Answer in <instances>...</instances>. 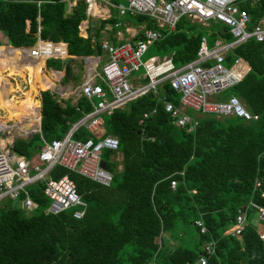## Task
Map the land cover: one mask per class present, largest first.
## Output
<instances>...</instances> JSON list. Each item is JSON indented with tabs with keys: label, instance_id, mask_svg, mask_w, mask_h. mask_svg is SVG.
Masks as SVG:
<instances>
[{
	"label": "trees",
	"instance_id": "obj_1",
	"mask_svg": "<svg viewBox=\"0 0 264 264\" xmlns=\"http://www.w3.org/2000/svg\"><path fill=\"white\" fill-rule=\"evenodd\" d=\"M64 2H74L70 13L63 14ZM238 8L247 12L250 25L264 17V0L255 5L240 2ZM85 10L84 0H0V32L12 48L33 46L38 34L41 41L66 44L69 56H99V46L92 44L89 36L78 35ZM123 20L156 30L152 20L143 16ZM117 21L113 11V18L98 21V29ZM219 30L223 35L219 36ZM203 36L209 46L216 38L231 40L227 29L219 24L210 22L204 28L182 17L173 32H162V38L147 51L159 57L172 53L173 65L180 67L195 58ZM13 51L0 47V58L2 52L5 58L0 65H6ZM235 57L245 61L249 71L221 95L223 99L238 98L256 120L236 122L232 117L199 115L194 130L186 132L170 124L160 102L150 95L126 103L103 116L104 135L118 141L116 152L101 153L112 175L109 187L61 167L50 172L52 179L66 175L73 182L84 204L78 219L73 217L75 209L43 214L48 200L42 195V183L27 188L37 204L28 215L8 200L1 201L0 264H145L150 260L155 264H192L200 256L206 257V264H264V239L258 238L255 228L246 224L239 237L223 235L238 208L249 201L264 207V197L253 189L254 180L260 179V190H264V41L249 40L235 47L228 52L227 61ZM46 66L58 70L60 64L48 61ZM7 69L16 74V68ZM17 69L19 76L26 71ZM27 74L31 92L23 96L26 104L22 110L16 108L17 100L6 99L11 86L6 92L0 91V106L7 110L8 120L25 115L32 106L33 93L40 89V74ZM66 76H71L69 70ZM5 77L0 80L7 83ZM160 95L178 106V94L168 82L161 85ZM39 103L40 133L11 144L12 152L24 158L36 153L42 141L62 138L82 114L90 111L81 98L75 105L68 100L61 106L49 91L40 92ZM151 109L155 113L139 124L141 115ZM72 137L85 140L89 135L78 128ZM114 153L121 155L120 171L108 161ZM171 180L176 181L173 190L169 188ZM197 220L205 228L203 234L194 225ZM259 231L264 235V226ZM168 240H174L175 245L168 246ZM209 242L214 243L213 253L205 256L203 248Z\"/></svg>",
	"mask_w": 264,
	"mask_h": 264
},
{
	"label": "built area",
	"instance_id": "obj_2",
	"mask_svg": "<svg viewBox=\"0 0 264 264\" xmlns=\"http://www.w3.org/2000/svg\"><path fill=\"white\" fill-rule=\"evenodd\" d=\"M245 1L255 5L261 0ZM84 2L86 14L89 13L90 4L99 3L114 9L117 18L120 19L125 16L146 17L152 20L156 30L143 28L139 38L134 42L112 44L102 41L98 44L102 54L107 58L100 65V84L85 82L80 85L75 95L71 96L74 101L72 105L81 98L89 104L90 111L82 114L62 138L50 142L42 141L40 149L30 158L14 154L11 144L14 135L28 138L40 133V103L35 100L36 96L31 98L32 106L25 115L17 119H7L0 124V202L8 200L11 204L14 203V207L22 210L25 215L37 209V204L30 199L27 188L42 183V195L48 200L43 214L58 215L66 210L75 209L73 217L78 219L82 216L83 212L80 210L84 204L77 195L73 182L66 175L52 179L49 174L55 167H61L98 186L109 187L112 175L100 167L101 153L104 150L116 152L118 141L114 137L104 135L103 116L142 96L150 95L160 102L170 124L175 128H184L186 132L194 130L197 125L196 117L199 115H211L215 118L232 117L245 122L257 119V116L247 112L237 98L230 96L223 101L218 99L224 91L240 83L249 71L246 62L239 57L227 61L228 52L249 40L257 43L264 41V17L250 25L247 12L238 8L239 0H119L116 4L112 3V0ZM182 17L202 27H207L210 22L219 24L227 29L231 40L225 42L221 38H216L212 46L208 47L206 38L201 37L195 58L180 67L173 65L172 53L142 61L141 58L147 49L162 38V32L166 34L173 32L176 23ZM117 26L118 24H114V27ZM78 30L83 33L85 31L81 26H78ZM219 33L221 36L224 32L219 30ZM90 40L93 41L92 38ZM36 41L30 47L9 48L18 51L17 58L12 61L14 66H29L33 60H42L45 64L67 57L66 44L41 41L38 38ZM58 46L59 50L55 51ZM225 63H228V66H225ZM7 70L6 65H0L1 78ZM10 79L11 76L5 77L7 84ZM164 82H168L172 91L178 94V106H174L160 95V88ZM7 84L1 79L0 90H4ZM49 89L58 90L57 85ZM22 94L24 93L18 94L13 91L6 95V99L20 100L19 95ZM57 94L61 98V94L59 92ZM76 110L78 111L77 107ZM186 111H190L192 115H188ZM5 113L7 115V110L1 108L0 114ZM154 113L155 109L143 113L138 123L142 124L143 120ZM78 128L84 129L89 137L85 140L74 139L72 135ZM179 175L182 176V173ZM175 185V180L169 182L171 190ZM260 187L261 180L255 179L253 189L259 191V197L263 198L264 190H260ZM254 212L257 213V225L264 226V207L249 201L238 208L234 221L223 235L239 237L245 225L249 224L251 216L248 213ZM194 225L199 229V233L205 232L201 221H195ZM257 234L260 240L264 239L260 231H257ZM213 247V242L204 246L205 256L213 253ZM206 260V257L200 256L192 264H206ZM145 264L155 263L150 260Z\"/></svg>",
	"mask_w": 264,
	"mask_h": 264
},
{
	"label": "crops",
	"instance_id": "obj_3",
	"mask_svg": "<svg viewBox=\"0 0 264 264\" xmlns=\"http://www.w3.org/2000/svg\"><path fill=\"white\" fill-rule=\"evenodd\" d=\"M240 2H247V1L240 0L239 3ZM67 4H68L67 13L68 12L70 13V8L74 5V2L71 4L70 3H67ZM88 11H89V13L88 14L85 13V18L79 25V27L81 26V29H84L85 31L83 33L82 31L78 30V35L81 38H85V37L89 36L90 38L93 39L92 44L96 43L98 45L102 41H107V42L112 43V44L119 43V42H134L139 38L142 29L145 28L143 25H135L134 26V25L130 24L129 22L123 20V19L117 18L118 21L114 23V24H118L117 27H114V24L113 25L105 24V25H103V27L101 29H98L99 25L98 24L95 25L94 22L97 21V23H98V21L110 20L111 18H113V11L115 13H116V11L112 8H108V7H106L102 4H99V3L90 4L88 7ZM204 28H206V27H204ZM25 32H27V25L25 26ZM0 35H2L6 41L5 36L1 32H0ZM35 35H37V38H38V34H35ZM203 37H205V36H203ZM37 38H36V40H37ZM206 41H207V38H206ZM207 45H208V42H207ZM211 46L208 45V47H211ZM1 47H4V48L6 47L8 49L9 48L18 49V48H12V47L8 46L7 44L4 46H1ZM58 47H60V46H58ZM24 53H26V51H24ZM17 56H18V51L15 50L11 54H9L7 62H6L7 68H16L15 69L16 74H14V75H19L20 71L17 68L25 69L29 74H31L32 77H35L39 73L41 76V78L39 80L40 89H49V87H52L53 85H57V89H58L57 91H55V90L54 91L43 90V91L53 92L55 94V97H56V95L58 97H60L57 94V92H59L61 94V96L70 98L69 102L71 105L74 102L71 99V96L75 95V93L77 92V90L81 84H83L85 82H94V83L100 84L99 70L97 71L95 68L97 67V65H99V69H100V65L102 63H104L107 59L106 55L102 54V52L99 56H88V57L71 56L73 59L68 64V70L70 71L71 76H66L67 73L64 75L63 72L61 71L60 67L58 70L48 68L46 66V63L44 64L42 62V60H39V61L33 60L29 66L16 67L12 64L13 63L12 61L15 60L17 58ZM67 56H69V55H67ZM153 57H159V56H153ZM26 59H28V58L26 57ZM28 60H30V59H28ZM61 60L58 61L59 64H60ZM80 61L83 63L82 64L83 66H82V69L77 74V68L75 67L74 62L79 63ZM41 63H42V67H41ZM39 64H40V69L36 70V67ZM68 70H67V72H68ZM26 71H24L22 73V76H20V77H22V79H23L22 81L24 83V88H26V90H28V91L25 90L26 92L24 91L23 92L24 94L19 95V96H21V99L17 100L18 102L16 104V108L18 110H22L26 104V98H24L23 96L27 95L31 92L30 83H29L30 78L28 77V74ZM7 72H9V71L7 70ZM7 74L8 73H5L4 76H6ZM12 81L14 84H12L11 81H9V83L8 84L6 83V84L8 85V87L12 85V87H11L12 91L11 92H13V91L18 92L19 91V85L16 83L15 80H12ZM43 91L36 92V94L38 96V99L36 98L37 101H39L40 92H43ZM33 96H35L34 93H33ZM8 99H10V98H8ZM60 99H62L64 101H68V100H65L64 98H60ZM12 100H14V99H12ZM64 101H61V104H60V101H58L56 99V102L59 103L61 106H63ZM29 122L31 123L33 121H29ZM3 123H4V121H1V124H3Z\"/></svg>",
	"mask_w": 264,
	"mask_h": 264
},
{
	"label": "rangeland",
	"instance_id": "obj_4",
	"mask_svg": "<svg viewBox=\"0 0 264 264\" xmlns=\"http://www.w3.org/2000/svg\"><path fill=\"white\" fill-rule=\"evenodd\" d=\"M71 3H73V2H70V4ZM129 16H125V17H123V18H128ZM123 18H121V19H123ZM95 21V20H94ZM125 23V22H124ZM94 24L95 25H97L98 23H97V21H95L94 22ZM221 26V25H220ZM4 45H6V41H5V39L3 38V36L2 35H0V47L1 46H4ZM6 51H8V50H6ZM153 55H154V53H151L149 50L146 52V54L145 55H143V57L141 58V60L142 61H144V60H146L147 58H150V57H153ZM5 58L3 57V52L1 53V58H0V61H2V60H4ZM75 63V67L77 68V74L79 73V71L82 69V62L80 61L79 63L78 62H74ZM225 66H228V63H225L224 64ZM41 67H42V63H41ZM97 71L99 70V65H97V67L95 68ZM9 71V70H8ZM6 73H8L6 76H11V79H10V81H11V83L12 84H14L13 83V81L12 80H15L16 81V83L19 85V91H18V93H23L25 90H26V88H24V83H23V79H22V77H20L19 75H14V74H12L11 75V73H10V71L9 72H6ZM10 74V75H9ZM18 76V77H17ZM11 87H12V85H11ZM43 90H51V91H53L52 89H36L35 90V92H34V95L36 96V98L38 99V96H37V94H36V92H39V91H43ZM26 91H28V90H26ZM25 91V92H26ZM36 98H35V100H36ZM58 101H60V104H61V101H64V100H62V99H60V97H58L57 95H56V97H55ZM61 98H64L65 100H70V98L69 97H64V96H61ZM224 97H223V95H220L219 96V101H223L224 99H223ZM238 99V98H237ZM239 100V99H238ZM2 107L0 106V109H1ZM6 117H7V115H6V113L5 114H0V122L1 121H6L7 119H6ZM234 119V121H236V122H238L239 121V119L238 118H233ZM31 123H33V122H31ZM32 136V135H31ZM30 136V137H31ZM0 137H1V135H0ZM13 137H16V139L18 138H20V137H25V136H19V135H14V136H12V139H13ZM108 161L109 162H114L115 163V170L116 171H120L121 170V165H120V161H121V155L119 154V153H114V155L113 156H111V158H109L108 159ZM13 207L15 206L14 205V203H12L11 204ZM78 210V209H77ZM255 229L257 230V231H259L260 229H261V225L260 224H258L256 227H255ZM167 245L168 246H170V247H173L174 245H175V241L174 240H168L167 241Z\"/></svg>",
	"mask_w": 264,
	"mask_h": 264
},
{
	"label": "water",
	"instance_id": "obj_5",
	"mask_svg": "<svg viewBox=\"0 0 264 264\" xmlns=\"http://www.w3.org/2000/svg\"><path fill=\"white\" fill-rule=\"evenodd\" d=\"M67 7H68V4L67 2H64L63 3V14H65L67 12ZM69 13V12H68ZM35 37L37 38V35H35ZM72 57L71 56H67L65 57L64 59L61 60L60 62V69L61 71L63 72V74L65 75L67 73V70H68V64L72 61ZM29 138V137H28ZM16 139V137H13V140ZM18 139V138H17ZM19 139H22V140H25L26 138L24 137H20ZM100 167L107 171V168L104 164V162H100ZM256 219H257V213H253L250 217V220H249V225L253 228H255V226L257 225V222H256Z\"/></svg>",
	"mask_w": 264,
	"mask_h": 264
},
{
	"label": "bare ground",
	"instance_id": "obj_6",
	"mask_svg": "<svg viewBox=\"0 0 264 264\" xmlns=\"http://www.w3.org/2000/svg\"><path fill=\"white\" fill-rule=\"evenodd\" d=\"M40 69V64L36 67V70ZM6 84V83H5ZM8 90V85L6 86V88L4 90H0L2 92H6ZM1 124V123H0Z\"/></svg>",
	"mask_w": 264,
	"mask_h": 264
}]
</instances>
